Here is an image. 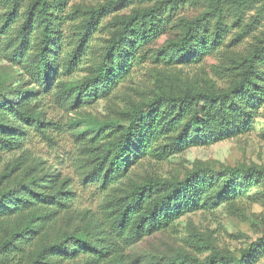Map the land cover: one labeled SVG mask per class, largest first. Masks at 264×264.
<instances>
[{"label": "rangeland", "instance_id": "rangeland-1", "mask_svg": "<svg viewBox=\"0 0 264 264\" xmlns=\"http://www.w3.org/2000/svg\"><path fill=\"white\" fill-rule=\"evenodd\" d=\"M27 1L19 9L21 19L4 33L10 6L0 0V124L18 142L12 149L0 148V194L6 193L0 202L13 210L0 220V242L10 236L18 242L25 233L23 246L34 253L63 243L66 252L58 255L60 264H177L180 253L205 261L214 250L236 258L225 264H264V250L254 260H240L243 251L264 235V175L238 176L225 188L223 183L239 165L264 173V60L257 66L256 82L262 97L251 108L248 129L216 140L187 130L195 144L175 145V150H166L171 133L163 134L126 157L119 176L108 174L106 167L118 136L110 125L128 126L126 111L163 92H224L234 85L246 58L264 46V0H61L59 5L51 0L57 7L60 34L48 78L45 71L38 72L42 62L38 47L28 49L19 60L3 50L10 38L19 42ZM110 3L86 46L78 48L86 20ZM160 3L174 8L172 17L179 29L162 35L150 46L153 51H160L184 23L203 16L215 37L210 51L170 64H157L148 57L132 59L117 82L96 88L99 84L92 83V77L121 26L119 19ZM219 19L222 29L217 33ZM35 34L32 30L31 37ZM16 107L38 114L40 127L12 113ZM198 170L214 180L195 210L140 238L127 240L115 233L117 203L135 186L150 178L182 179ZM15 196L26 203L15 208ZM81 241L92 247L84 250ZM188 264H193L191 259Z\"/></svg>", "mask_w": 264, "mask_h": 264}, {"label": "trees", "instance_id": "trees-1", "mask_svg": "<svg viewBox=\"0 0 264 264\" xmlns=\"http://www.w3.org/2000/svg\"><path fill=\"white\" fill-rule=\"evenodd\" d=\"M2 1L8 7L10 6L2 30L5 33L10 23L21 19L19 9L22 3L25 4V0ZM231 1L236 0L229 2ZM55 2L58 3L57 5L62 4L61 0H55ZM55 5L51 0H28L23 15L24 21L18 31L19 42L15 44V39L10 38L3 47L11 58L18 60L24 57L28 49L38 47L42 62L37 68L38 72L47 73L45 78H48V70L59 48L60 24L57 22L59 16L55 12L57 9ZM111 5L112 3L101 6L91 13L86 20V30L80 37L78 48L86 46L90 32L98 25L99 15ZM218 6L216 5V8H220ZM173 10L174 8L168 4L160 3L152 8L135 9L129 15L119 19L121 26L114 32L97 67V73L92 77V83L99 84L96 88L117 82L118 78L126 73L132 59L143 60L148 57L157 64H170L196 53L195 58H198L199 55L210 51L213 46L212 38L215 37L209 31L204 16L184 23L181 31L173 33L172 38L160 51L155 52L151 49L150 46L162 35L170 34L176 28L179 29V25L175 24L172 17ZM35 25L36 29H34ZM221 29L222 24L219 19L215 30L218 33ZM32 30L36 33L34 37H31ZM32 42L34 46H31ZM261 53H264V46L257 47L246 58L241 77L227 91L185 90L178 95L163 92L149 102L126 111L125 118L128 126L110 125V131L118 136L111 149L113 157L106 166L108 174L110 172L114 176H119L123 165L125 166L126 157L131 156L138 148H146L155 138L163 134L171 133L172 140L165 145L166 150H175V145L185 147L195 144L192 137L186 134L187 130L202 132L209 136V140H216L248 129L253 120L251 108L262 97V89L256 83L259 78L257 66L264 60ZM11 112L21 114L25 121H36L38 127L41 125L38 114L30 113L20 107H16ZM180 129L181 132L178 133ZM17 144L15 136L7 133L5 127L0 124V148L12 149ZM101 168L105 167L102 165ZM222 170H228V168ZM199 172L198 170L195 173H189L182 179L150 178L135 186L126 198L117 203L120 209L117 216L113 218L115 233L124 235L127 240L140 238L167 228L186 211L195 210L201 204L202 198L209 194L214 180L213 177L199 175ZM240 172L242 173L239 175ZM230 173L231 175L223 181L224 188L238 176L264 175L257 168L247 169L242 165L236 166ZM5 194V192L1 193L0 198H3ZM29 195L33 196L32 192ZM20 198L21 196H15L13 201L15 208H20L23 203H26L25 198ZM19 211L21 209L16 210V212ZM12 213L13 210L8 205L0 202V220ZM25 230H30V225ZM21 234L22 237L18 242L15 236L4 238L0 242V264H60L58 255L60 252H66L63 243L47 245L34 253L23 246L26 234ZM70 238L74 237L70 236ZM76 240L79 241V239ZM263 241L264 235L251 243L249 248L243 251L241 262L257 258L258 256H255L257 252L264 250V246L261 245ZM80 244L83 245L81 248L84 250H87L89 246L92 247V243L89 242L81 241ZM55 248L59 249L56 253L52 252ZM189 259L193 264H225L236 258L219 250H214L205 261L181 253L176 256L177 264H188Z\"/></svg>", "mask_w": 264, "mask_h": 264}]
</instances>
